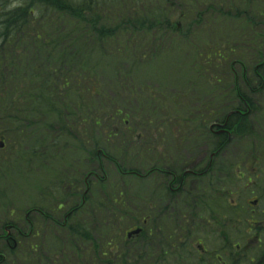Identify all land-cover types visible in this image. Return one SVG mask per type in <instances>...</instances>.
Masks as SVG:
<instances>
[{"label":"trees","instance_id":"16d2710c","mask_svg":"<svg viewBox=\"0 0 264 264\" xmlns=\"http://www.w3.org/2000/svg\"><path fill=\"white\" fill-rule=\"evenodd\" d=\"M106 1L0 0L1 137L9 139L15 134L19 144L36 137L38 144L40 135L47 137L50 132L57 134L50 137L53 142L67 139L68 144L78 141L79 148L87 156L83 161L84 177L96 173L99 177L97 185L102 188L106 184L105 178L100 177L105 161L114 165L124 183L127 178L143 181L157 177L158 171L163 169L170 168V171L178 172L182 164V157L177 156V150L169 154L170 163L166 160L157 162L151 144H146L143 151L146 156L153 157L152 161L140 164L132 159V163L126 165L128 154L122 146L118 147L120 149L116 153L109 151L115 132L110 127L105 128L106 120L111 124H126L135 99L144 111L138 119L140 127L150 125L154 115L158 116L156 111L159 110V116L179 117L177 123L192 133L195 142H213L223 138L208 132L207 127L213 121H219L222 112L228 108L242 109L248 106L253 109V118H257L256 121H238L242 124L239 126L236 122L238 117H234L229 124L234 137L250 135L252 132L247 126L249 124L264 125V113L261 111L264 108V47L259 48L255 57L251 56L250 70L241 63L238 72L232 63L226 65L230 54L234 53L231 43L223 44L221 40L208 45L197 38V29L203 25L202 15H181L186 24L183 23V28H180L171 20L172 8L168 0H150L148 6L141 2V7L129 6L126 4L129 0H112L114 4H118L120 15H100L107 9ZM235 16L236 20L242 19L244 23L246 20L245 25L251 31H254L257 23L264 25V21H258L264 15H242V18ZM195 17L199 20H195ZM206 22L208 25L210 20ZM166 43L184 44L193 49L186 53L194 58L188 66L192 76L207 77L210 75L208 69L219 70L222 65L226 66L230 76L226 81L227 85L222 87V80L211 79L206 93L186 97L182 96L184 92L181 85H178V92L175 94H169L164 89L152 92L144 84H136L137 87L134 72L144 69V64L170 56V51L166 52L163 48ZM98 58L118 63L113 67L114 92L119 97L125 95L128 108L118 106L117 99H113L112 111L105 114L100 111H107L110 107L106 104L108 97L102 90V81H99L101 76L92 64ZM247 76L253 82L247 80ZM187 84L193 90L199 87L194 80ZM140 92L146 93V96L139 95ZM136 110L138 108L134 109V113ZM161 111L164 113L160 114ZM183 111L185 112L181 113ZM131 118L135 120L138 116L132 114ZM87 127L91 129L88 130ZM6 128L9 131H5ZM79 133L84 135L82 142ZM226 143L228 144V140ZM213 146L218 150L222 147L218 144ZM40 148L36 145L31 157L41 161L50 158L51 154L47 152H37L36 149H45L42 146ZM65 148L66 145L63 149ZM144 169L147 171L145 174ZM68 183L65 181L62 188L68 186ZM126 188L122 183L114 186L111 193H102L100 199L88 196L86 203L81 206L80 215L64 231L67 242L57 240L56 251L60 252L68 247L74 254L76 264H108L105 250L107 246L110 248L114 230L120 227L119 222L135 216L134 221L139 224L144 217L140 210L141 197L135 195L128 200ZM68 198L76 199V193ZM152 202L149 201L150 208H144L148 212L145 214L147 216L153 215ZM1 210L0 264H48L43 250L37 252L30 242L27 248L24 247L27 242L23 239L31 238L35 230L41 233V227H35L25 217L28 231L23 233L19 230L15 239L7 232L11 227L18 229L15 221L9 219L13 217V212L10 213L4 205L0 212ZM39 214L48 221L43 209L40 208ZM36 234L39 235L38 232ZM149 234L150 231L144 236ZM19 237L25 241L24 245L17 242ZM75 241L78 243L77 247L73 245ZM79 243L82 244V249ZM89 252L91 253L88 254ZM62 260L65 264L69 262L66 257Z\"/></svg>","mask_w":264,"mask_h":264},{"label":"rangeland","instance_id":"374dc122","mask_svg":"<svg viewBox=\"0 0 264 264\" xmlns=\"http://www.w3.org/2000/svg\"><path fill=\"white\" fill-rule=\"evenodd\" d=\"M129 1L126 4L129 6L133 5L134 7H141V2L148 6V3L151 2L150 0H138L140 2L136 0ZM168 2L171 4V20L174 24H178L180 28H183V21L185 20H182L181 15H202L201 23L203 25L201 26L202 29H197V38L208 45H210L209 43H219L221 40L223 44L227 42L228 44L231 43L232 45L230 47L234 53L230 54L229 61L226 65L232 63L238 72L242 65L246 66L247 70H250L252 67L250 62L251 56L254 55L255 57L259 48L264 47V25L257 23L253 28L254 31H251L245 25L246 20L245 23L242 19L236 20L235 15H239L241 18L242 15H264V0H168ZM106 3L107 9L104 11L105 13L102 12L100 15H120L117 3L114 4L112 0H107ZM102 18L106 20L103 16ZM195 20H199V18L195 17ZM209 20L210 23L207 25L206 21ZM258 21L262 22L264 18ZM212 22L216 23L212 24ZM200 47L202 48L203 45ZM163 48L166 52L170 51V56L153 60L149 64H144V69L137 71V73L134 72L135 85H148L152 92H158L164 89L169 94L178 92V85H181L180 87L184 92L182 96L184 97L189 95L201 96L203 93H206L205 91L208 88L207 86L210 85L209 80L211 79L222 80V87L223 85H227L226 83L230 79V76L226 66L222 65L219 70L208 69V73L210 74L207 76L208 78L205 75L204 77L192 76L188 66L190 61H194V58L186 55L187 51L193 50L190 46L177 43L169 45L166 43ZM92 64L101 76L99 77V81H102V90L105 91L108 97L106 104L110 108L107 111L101 109L102 114L112 111L111 101L113 99L114 101L117 99L116 103L118 106L128 108V103L125 100L126 97L124 98L125 95L119 97L114 92L115 86L112 79L113 67L118 63L111 59L104 60L103 58H98L93 60ZM192 80L197 82L199 86L196 90L190 89L187 84L188 81ZM139 95H144L145 97L146 93L140 92ZM131 105L133 106V110L131 111L130 118L126 120V124H111L106 120L105 126L107 129L108 127L112 128L115 132L109 144L110 147L107 146L110 148L109 151L116 153L120 149L118 147L122 146L128 154V162L125 161L126 165L131 164L132 159L137 164L152 161L153 157L146 156L143 151L146 144H151L154 148V155L157 162L166 160L170 163L169 154H173L176 150L177 156L182 157L181 165L185 169H193L197 165L204 166L208 162L210 155V150H208L209 146L204 141L195 142L192 133L190 134L185 126H179L177 123V119H180L179 117L159 116V110H157L158 116L154 115L152 123L150 125L146 124L145 128H142L138 125V119L144 111H142L140 103L136 99L133 100ZM136 107L138 111L136 110L137 112L134 113V109H137ZM261 111L264 113V108H261ZM162 113L164 111L160 112V114ZM132 114L138 116V118L134 120L131 118ZM181 118H184V116H181ZM87 128L88 130L91 129L90 127ZM207 128L209 129V126ZM257 130L262 131L261 135L264 136V125H258ZM5 131H9V129L6 128ZM2 132L0 128V135ZM52 135L57 134L49 132L47 137L40 135L38 139L40 144H36V137L27 139L23 144H19V140L15 134L11 135L9 139L0 136V141L3 140L6 143L5 149L0 152V209L4 205L10 213L13 212V217L9 219L15 221L18 229L11 227L7 230L15 239L17 238L19 230L23 233L28 231V226L25 225V217L28 221L33 222L35 227H41V233L35 230L39 235L36 232H32L31 238L23 239L27 242L26 246L24 245L25 241L21 240L20 237L17 240L19 244H23L27 248L30 242V244L32 243L35 246L37 252L43 250L48 264H55V262L57 264H65L62 260L63 257L69 260L66 264H76V259L73 257L74 254L70 252L68 247L60 252L56 251L58 247L57 240L62 239L65 243L67 242L64 237V231H66L67 226L65 229L60 230L54 223L48 222L44 217L41 218L37 213L33 214L31 211L29 212L30 208H43L48 217H52L59 222L67 211L64 203L68 204L71 201L68 197L75 192L79 194V199L85 196L86 176L84 177L85 169L83 167L84 158H87L85 152L79 148L80 143L78 141H72L68 144L67 139L65 141L53 142V139L50 138ZM83 136L79 133L81 142L83 141ZM243 140L253 141L250 138H244ZM237 141L233 139L228 144L221 157L222 159L214 163L216 169L222 166L225 172H229L230 169H233L234 172L238 171V167L241 164L240 151L242 150L246 156L250 153L251 149L250 144L247 142L241 148V144L237 143ZM19 145L23 146L19 147ZM36 145L37 148L41 146L43 148L45 147L44 150H40L41 148L36 150L39 153L47 152L51 154L50 158L41 161L31 157ZM65 145L66 148L64 150L63 147ZM88 148L86 147V149ZM246 161V158H244L243 162ZM249 162L252 161L249 160ZM95 170H97L96 167ZM143 172L145 174L147 171L144 169ZM214 172L216 173L217 170ZM102 176L105 178V187L100 188L96 183L97 180H91L93 184L90 187V189L92 188L90 194L94 196V199L102 198V193H111L114 186L123 183L127 187L125 191L128 200L129 197L135 195L141 197L140 210H142L143 216L148 213L146 210L144 211V208L148 206L147 203L149 200L154 201L153 206L155 207L156 205H160L159 177H152L143 181L127 178L124 183L123 178H121L114 165L107 161L104 162L103 173L100 177ZM65 181L69 182L68 186L62 188ZM207 193L209 194V192ZM58 204L63 205L60 211H58ZM0 215H2V210ZM134 218L135 216L132 219L118 221L120 227L114 230V239L110 244V248L107 246L105 250L107 253L105 254L108 256V264L110 262L113 264H122L121 260H123V264H170L171 252L161 255L159 254L158 247H154L152 252L143 249L138 254L134 250V247L137 245L132 246L133 248H129L128 250L123 246L125 232L137 224ZM167 226H169V223H166L164 226V234L169 231ZM154 229L155 231L158 230V223L154 226ZM161 239L159 238L158 241L165 242V240ZM151 244L152 242H148L143 248L146 249ZM73 245L77 247L78 243L75 241ZM79 247L82 249L83 246L81 243H79ZM32 253L34 254L33 251ZM123 253L125 256H123ZM140 255L142 257L145 256L146 259L141 261Z\"/></svg>","mask_w":264,"mask_h":264},{"label":"flooded vegetation","instance_id":"af4514ba","mask_svg":"<svg viewBox=\"0 0 264 264\" xmlns=\"http://www.w3.org/2000/svg\"><path fill=\"white\" fill-rule=\"evenodd\" d=\"M237 112L236 116H229L231 111L228 112L220 123L222 127H216L213 133L225 129L231 134L229 124L234 117H238L236 122L241 126L238 121L251 119L253 109L243 108ZM247 126L250 131L255 129L253 125ZM229 132L220 135L230 141ZM225 138L218 142L222 147ZM238 138L241 148L245 142L254 145L249 157L240 151L238 171L225 172L220 166L216 173L195 170L186 174L183 170L181 175L170 172L167 179H161L160 205L155 207L159 233L147 237L148 242H152L147 247L149 252L154 247H158L161 255L171 252L170 264H264V141ZM225 149H220L219 157L218 150L208 149L209 165L212 164L207 168L215 169L214 163L222 159ZM194 191L200 193L189 204V193ZM78 208L79 205L70 206L62 224H66ZM151 218L147 216L144 224L152 222ZM166 223H169V231L164 234ZM159 238L165 242L158 241ZM134 245H137L136 239L126 243L127 249Z\"/></svg>","mask_w":264,"mask_h":264},{"label":"water","instance_id":"95a60500","mask_svg":"<svg viewBox=\"0 0 264 264\" xmlns=\"http://www.w3.org/2000/svg\"><path fill=\"white\" fill-rule=\"evenodd\" d=\"M3 146H4V144L3 143H1L0 144V148H3ZM141 229H139V230H136V231H133V232H130L129 234H128V238H131L133 235H139L140 233H141Z\"/></svg>","mask_w":264,"mask_h":264}]
</instances>
